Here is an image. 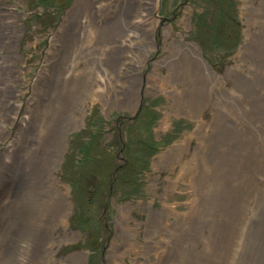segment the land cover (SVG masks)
<instances>
[{
    "label": "rangeland",
    "instance_id": "374dc122",
    "mask_svg": "<svg viewBox=\"0 0 264 264\" xmlns=\"http://www.w3.org/2000/svg\"><path fill=\"white\" fill-rule=\"evenodd\" d=\"M261 2L256 15L264 20ZM241 5L0 1L2 54L7 60L14 46L21 56L5 70L19 94L0 91V99L19 104L0 134V158L8 163L1 217L18 212L27 224L4 264H264V24L245 38ZM127 35L135 37L133 48L120 45ZM174 41L195 44L219 76L233 67L238 73L220 76V90L212 89L184 46L170 50ZM170 69L177 74L170 86L150 77ZM34 90L45 124L30 133L21 121ZM60 102L62 117L51 122L44 111ZM50 124L58 140L53 156L42 150L48 135L39 134ZM29 135L35 144L43 139L35 157L24 148ZM52 192L67 204L55 222L45 203ZM121 214L131 240L116 260L110 249ZM49 224L42 249L27 261L30 234Z\"/></svg>",
    "mask_w": 264,
    "mask_h": 264
},
{
    "label": "bare ground",
    "instance_id": "6f19581e",
    "mask_svg": "<svg viewBox=\"0 0 264 264\" xmlns=\"http://www.w3.org/2000/svg\"><path fill=\"white\" fill-rule=\"evenodd\" d=\"M1 1V0H0ZM259 1V0H257ZM242 5L241 8L244 10V13L242 17L245 19V24L247 26L246 30L244 31L245 38H250L253 36L252 29L255 27V24L259 23L260 25L264 24V20H261L256 15V3L255 0H241ZM262 5H264V0H262ZM116 7L121 8L124 10V14L128 15L127 6L124 4H119ZM260 7V6H259ZM103 20H106V18H103ZM136 21H130L131 27L136 24ZM80 26H84L86 28V24L81 23ZM91 29L94 30L93 25H91ZM4 35H7V32H5L0 25V91L4 92L5 90H11L12 96H17L19 94L18 91L14 88L12 83H10V80L7 79L5 70L8 69L11 65H14L16 61L21 59V56L18 53L17 47L12 46V52L9 55V58L6 60L4 59V55L2 54V44L6 43V38L2 37ZM75 35H81L79 34L78 28L74 31ZM76 39V36H75ZM130 40H135V37H132L130 35H127V39H123L120 41V45L123 46L124 49H127L129 47L133 48L135 44H131ZM12 42V39H11ZM178 46H184L185 47V57L191 58L196 65V68L198 72L201 74L202 78L208 81L212 85V89H219L218 85H221L222 79L220 76L228 77L230 80L234 79V76L238 73L236 67H233L225 73V75H218L217 73L213 72L212 69L206 64V61L203 60L200 55L198 48L195 44H183V42H177L174 41L170 44V50L174 51ZM147 51L148 48H145ZM76 51V50H74ZM127 68H136L137 70L140 68V66L127 64ZM20 70V69H19ZM150 77L155 80L158 79V83L160 87H167L172 85V82L175 81L177 78V74H175L171 69L167 72V75L162 76L160 73H157L156 71H153L150 75ZM109 80V79H108ZM116 88V87H115ZM120 88H118L119 90ZM39 90H34L33 95L30 99H28L26 103V109H25V117L21 121V126L26 131L36 130L40 125L43 126L45 124V121L41 115V111L38 109V103H39ZM65 102L57 103L56 107H49L47 111H44L45 116H47L48 112L51 113L52 120L51 122L57 123L59 119L62 117L63 114V108ZM212 106L211 102H208L204 105V107H210ZM19 108L18 103H7L6 99L2 100L0 99V134L1 133H7L6 126H4V123H14L15 118L14 115L16 114V110ZM167 125V117L164 118L162 121L161 127ZM55 124H50L48 131L44 132L41 131L39 134L47 137L48 139L44 142L42 150L46 152L47 154L54 155V151L58 148V140H57V132L54 128ZM43 139L38 140V144L34 143V140L31 138V135L27 136L26 140L24 141V146H22L20 143L16 144V146L20 149V151L23 150V147L27 150L28 153L32 154V156L37 155V149L42 144ZM35 146V148H34ZM181 144L178 146L180 147ZM14 144L11 143V150L7 151V154H10L13 151ZM29 150V151H28ZM177 153L179 156L182 155L181 147L177 149ZM21 159H19L20 161ZM24 162V161H23ZM21 162L20 165L23 164ZM7 160L5 157L0 158V182L4 181L7 178V172L5 170V166L7 165ZM40 170V168H39ZM33 171L28 168L27 176L28 178L25 180L24 184L27 186L29 183V177L30 173ZM40 174V172H39ZM178 176L183 175V169H180L177 171ZM31 182V181H30ZM34 184V183H33ZM56 192H52L50 196L45 200L46 206L49 208V216L53 222L56 221L57 216L62 214V211H60V208L63 207L65 210H67V204L65 197L62 193H59L57 195V199L54 197V194ZM4 204L0 205V264H4L5 260L12 254L14 250H16L19 246V241L22 240V237L25 233H27V227L26 223L24 222L22 216L18 212L14 211H7L6 214L2 215V208ZM69 207V206H68ZM172 213V212H171ZM65 217V214L61 216L63 219ZM51 221V222H52ZM125 219L124 216L121 214V218L118 222V228L116 229V236L111 244L110 251L114 254L113 258L118 260L122 258L127 251V248L129 246V242L131 240V229L129 227V224L124 223ZM51 224V223H50ZM50 224L42 229L40 227H36L37 229H34L32 233L29 236V240L27 242L28 245V254L25 258L27 261L32 260L36 257L39 249L47 236L48 229L50 227ZM60 224H63V221H60ZM67 238V237H66ZM42 249V247L40 248ZM70 264H81L79 258H74L71 260Z\"/></svg>",
    "mask_w": 264,
    "mask_h": 264
},
{
    "label": "water",
    "instance_id": "95a60500",
    "mask_svg": "<svg viewBox=\"0 0 264 264\" xmlns=\"http://www.w3.org/2000/svg\"><path fill=\"white\" fill-rule=\"evenodd\" d=\"M122 154V150L120 151L119 155Z\"/></svg>",
    "mask_w": 264,
    "mask_h": 264
}]
</instances>
